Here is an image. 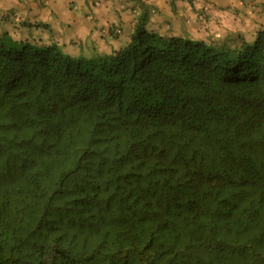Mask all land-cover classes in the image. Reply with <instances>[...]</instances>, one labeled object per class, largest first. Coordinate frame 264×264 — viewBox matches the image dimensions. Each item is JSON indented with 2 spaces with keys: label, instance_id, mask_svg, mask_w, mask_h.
<instances>
[{
  "label": "trees",
  "instance_id": "trees-1",
  "mask_svg": "<svg viewBox=\"0 0 264 264\" xmlns=\"http://www.w3.org/2000/svg\"><path fill=\"white\" fill-rule=\"evenodd\" d=\"M108 55L0 37V264H264V31Z\"/></svg>",
  "mask_w": 264,
  "mask_h": 264
},
{
  "label": "crops",
  "instance_id": "crops-1",
  "mask_svg": "<svg viewBox=\"0 0 264 264\" xmlns=\"http://www.w3.org/2000/svg\"><path fill=\"white\" fill-rule=\"evenodd\" d=\"M95 2L0 0V37L7 33L15 41L54 42L74 58L108 55L128 42L145 9L148 28L162 35L235 45L264 31V0H102L93 6Z\"/></svg>",
  "mask_w": 264,
  "mask_h": 264
},
{
  "label": "built area",
  "instance_id": "built-area-1",
  "mask_svg": "<svg viewBox=\"0 0 264 264\" xmlns=\"http://www.w3.org/2000/svg\"><path fill=\"white\" fill-rule=\"evenodd\" d=\"M102 0H96L94 5H100ZM117 32H120V30L117 29Z\"/></svg>",
  "mask_w": 264,
  "mask_h": 264
},
{
  "label": "clouds",
  "instance_id": "clouds-1",
  "mask_svg": "<svg viewBox=\"0 0 264 264\" xmlns=\"http://www.w3.org/2000/svg\"><path fill=\"white\" fill-rule=\"evenodd\" d=\"M93 6H95V5H93ZM117 29L120 30V32H117ZM115 32L118 33V34H121L122 33V30L120 28H116L115 29Z\"/></svg>",
  "mask_w": 264,
  "mask_h": 264
},
{
  "label": "rangeland",
  "instance_id": "rangeland-1",
  "mask_svg": "<svg viewBox=\"0 0 264 264\" xmlns=\"http://www.w3.org/2000/svg\"><path fill=\"white\" fill-rule=\"evenodd\" d=\"M125 43H126V42H125ZM125 43H124V44H125ZM93 56H94V55L87 56L86 59L89 60V59H91Z\"/></svg>",
  "mask_w": 264,
  "mask_h": 264
}]
</instances>
